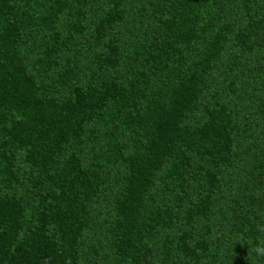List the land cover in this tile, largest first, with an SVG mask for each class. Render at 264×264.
Instances as JSON below:
<instances>
[{
    "label": "trees",
    "instance_id": "1",
    "mask_svg": "<svg viewBox=\"0 0 264 264\" xmlns=\"http://www.w3.org/2000/svg\"><path fill=\"white\" fill-rule=\"evenodd\" d=\"M264 0H0V264H264Z\"/></svg>",
    "mask_w": 264,
    "mask_h": 264
},
{
    "label": "clouds",
    "instance_id": "2",
    "mask_svg": "<svg viewBox=\"0 0 264 264\" xmlns=\"http://www.w3.org/2000/svg\"><path fill=\"white\" fill-rule=\"evenodd\" d=\"M255 251L258 255L264 256V247H257Z\"/></svg>",
    "mask_w": 264,
    "mask_h": 264
}]
</instances>
